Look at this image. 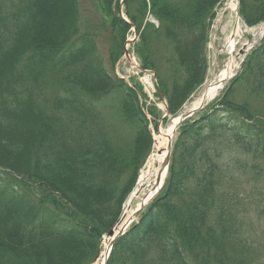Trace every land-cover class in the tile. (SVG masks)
Wrapping results in <instances>:
<instances>
[{
    "label": "trees",
    "instance_id": "1",
    "mask_svg": "<svg viewBox=\"0 0 264 264\" xmlns=\"http://www.w3.org/2000/svg\"><path fill=\"white\" fill-rule=\"evenodd\" d=\"M94 2L113 69L130 26L120 0ZM223 3L123 2L169 115L205 79L208 21ZM147 12L158 28L144 24ZM238 12L249 27L263 24L264 0H238ZM81 21L80 0H0V264H92L150 151L141 87L107 71L99 34ZM157 39L170 53L164 69ZM177 133L162 189L106 264H264L237 192L244 178L264 182V38L225 93Z\"/></svg>",
    "mask_w": 264,
    "mask_h": 264
},
{
    "label": "rangeland",
    "instance_id": "2",
    "mask_svg": "<svg viewBox=\"0 0 264 264\" xmlns=\"http://www.w3.org/2000/svg\"><path fill=\"white\" fill-rule=\"evenodd\" d=\"M148 3V0H145ZM229 0H224V3L216 8L213 14V18L208 21V34H207V41L205 43V56H206V75L205 79L199 88L189 97V99L185 102V104L180 108L179 112L177 114H180L184 112V110L188 107L189 104H191L196 97L200 95V93L204 90L205 86L208 83V80L211 77H214L217 75L222 68L224 67L227 60L230 58H233L235 63L237 65L243 60L244 55H247L253 48L252 43L253 39L255 37V34L258 32L261 26L258 25L255 27H249L245 23L239 20V29L236 33L234 39V47L233 51H230V56L227 55V50H225V42L228 36L232 33L234 26H235V11H232L228 6ZM80 10H81V16H82V31L83 32H96L99 34V37L95 41L97 54L100 56V59L102 60V63L104 67L107 69L108 72L111 73V71L116 74L118 77L124 79V81L129 84V81L132 85H139L142 90V94L145 97H139V101L142 104V111L149 113L150 111L154 114L159 116V120L155 122L157 124V129L155 131L154 127L151 126L149 129L151 130V134L153 135L151 140V148L150 151L144 161L143 166L138 172L136 182L131 189V191L128 193L126 199L123 201L121 205V211L120 216L118 220L120 219L123 209L125 206V203L127 202V199L129 195L133 192L137 185V181L139 179V176L142 171H145L147 169V161L150 157V155L154 151V136L158 134V131L160 128H166L172 121V119L175 118L177 115H167L165 116V109L164 106L157 96V92L155 89V85L153 83V78L146 72H140L136 70H132L130 65L127 63V61L124 59V53H125V46L124 51L122 53V57L119 58V60L116 62V64L113 66V69L111 68L110 63V51L113 49L111 46V37L106 30V28H102L101 26V20L97 18L96 15V5L94 0H80ZM125 10H122L124 19L128 21V18L125 17L126 14L124 13ZM150 13L147 12L144 24L149 23L152 24L154 27L158 28L159 24L158 22L153 19L150 15ZM140 33V32H139ZM139 33H137L138 38L136 39V45L139 43ZM133 37V31L132 29L128 30L125 35V39L131 40ZM264 37V35L262 36ZM258 38L257 42L259 43L262 41L263 38ZM210 40H213L211 43ZM155 44V51L158 58V61L161 62L160 68L164 69L163 61L165 58L170 56V53L167 52V46L166 43L158 41H154ZM247 45H250V47L247 49ZM128 52L132 54L133 47L128 46ZM136 59L138 63H140V58L135 53L132 55ZM161 57V58H160ZM164 57V58H163ZM240 66L237 72H235V75H237L240 72ZM147 70L150 72V68H147ZM162 72V71H160ZM235 75L224 84L223 89L220 91V93L217 96L220 97V95H223L225 91L230 86V83L234 79ZM163 80H167L165 76H162ZM145 78H149L151 80V87L144 83ZM110 105V110L115 113V109H117V101H109L108 105ZM152 120H155L152 115H150ZM164 118V119H163ZM222 118H225V116H222ZM163 119V120H160ZM154 123V124H155ZM177 131L173 136V143L177 137ZM243 179V178H242ZM247 179V180H246ZM238 189L241 191H246L245 193L241 191H237L241 194L242 197H244V201L242 203V218L245 223L244 228L248 231V235L254 239L257 244L260 246L261 250L264 252V182L263 179H252L250 177L244 178V181L241 180L240 184L237 186ZM236 187V188H237ZM237 189V190H238ZM134 207V204L132 205ZM115 224L112 229L116 228ZM102 241L105 236H102ZM102 249V246L100 245V250ZM99 256V255H98Z\"/></svg>",
    "mask_w": 264,
    "mask_h": 264
},
{
    "label": "bare ground",
    "instance_id": "3",
    "mask_svg": "<svg viewBox=\"0 0 264 264\" xmlns=\"http://www.w3.org/2000/svg\"><path fill=\"white\" fill-rule=\"evenodd\" d=\"M228 6L233 11L236 8V0H229ZM238 29L239 20L236 19L234 30L232 34H230L226 39L225 46L227 53L233 51L235 42L234 37L238 32ZM263 33L264 27H261L255 34L252 44H254L258 38L262 37ZM249 47L250 45H247V49ZM133 65L134 66H132V70H137L138 67L135 64ZM237 68V63H235L233 58L229 57L222 70L217 75L211 77L208 80V83L205 86L204 90L198 97L194 99L191 104L188 105V107L184 110V112H182L179 118L182 119V116L190 115L204 105L212 102L223 89L224 84L233 77V75L237 71ZM144 83H146L150 87L152 85L149 78H145ZM179 118L172 119L171 123L166 128H160L158 134L154 136V151L147 161V169L141 172L135 189L129 195L127 202L125 203L123 213L116 225V228L114 229V235L125 228V226L132 219L138 207H141L144 204L148 203L149 200H151L159 192L161 185L163 184L166 177V170L163 165L166 159L167 145L170 139L173 138L175 130L180 123ZM133 204L134 207H132ZM111 240L112 237H104L101 245L102 249L99 253L98 258L93 264H103Z\"/></svg>",
    "mask_w": 264,
    "mask_h": 264
},
{
    "label": "water",
    "instance_id": "4",
    "mask_svg": "<svg viewBox=\"0 0 264 264\" xmlns=\"http://www.w3.org/2000/svg\"><path fill=\"white\" fill-rule=\"evenodd\" d=\"M166 113L168 114V110H167V109H166ZM191 115H192V114H191ZM189 116H190V115L182 116V119L184 120V119L188 118ZM171 149H172V139H170V141H169V143H168V145H167L166 159H165V161H164V165H163L164 168H165V170H166V173H167V171H168V165H169V161H170ZM148 203H149V202H148ZM148 203H146V204H144L143 206L138 207V208L136 209V211H135V213H134L132 219L129 221V223L125 226V228H124L123 230H121L120 232H118L116 235H114V229H112L111 231L108 232L107 236H108V237H112V240H111L110 245H109L108 250H107V256H108L109 251L111 250L113 244L115 243V241H116L118 238H120V237L125 233V229L127 228V226H128L129 224H131V222H133V221H134V220L140 215V213L144 210V208L147 206ZM105 263H106V259L104 260V263H103V264H105Z\"/></svg>",
    "mask_w": 264,
    "mask_h": 264
}]
</instances>
